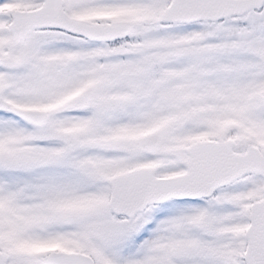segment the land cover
<instances>
[{"label":"snow or ice","instance_id":"snow-or-ice-1","mask_svg":"<svg viewBox=\"0 0 264 264\" xmlns=\"http://www.w3.org/2000/svg\"><path fill=\"white\" fill-rule=\"evenodd\" d=\"M0 264H264V0H0Z\"/></svg>","mask_w":264,"mask_h":264}]
</instances>
